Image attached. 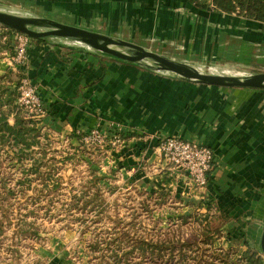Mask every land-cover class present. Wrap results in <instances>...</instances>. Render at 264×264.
I'll list each match as a JSON object with an SVG mask.
<instances>
[{
  "label": "crops",
  "instance_id": "1",
  "mask_svg": "<svg viewBox=\"0 0 264 264\" xmlns=\"http://www.w3.org/2000/svg\"><path fill=\"white\" fill-rule=\"evenodd\" d=\"M200 2L205 7L194 0H0L187 62L251 59L256 54L264 58L263 22L217 10L211 0ZM5 40L0 35V75L11 70L7 85L12 89L24 76L39 85L45 113L37 127L77 142V133L114 126L123 148L105 163L120 167L125 181L131 166L137 178L145 164L159 165L154 151L158 138L148 136L176 135L212 148L216 162L207 185L210 195L253 198L257 207L248 213L253 221L249 245L264 261L258 247L264 221V103L255 108L246 101V92L160 75L59 39L33 38L26 63L13 65V48ZM14 121L10 113L9 124ZM171 171H155L149 184L172 185L185 201H200L184 177ZM47 257V264L59 263L54 253Z\"/></svg>",
  "mask_w": 264,
  "mask_h": 264
},
{
  "label": "rangeland",
  "instance_id": "2",
  "mask_svg": "<svg viewBox=\"0 0 264 264\" xmlns=\"http://www.w3.org/2000/svg\"><path fill=\"white\" fill-rule=\"evenodd\" d=\"M10 7L45 16L18 6ZM245 58L191 62L199 64L203 70L212 68L215 72H264V58L258 54L251 59ZM221 88L246 92V101L255 108L260 109L264 103L260 101L264 100L263 95L256 96L264 94V89ZM108 127L93 129L105 132L107 137L117 132L119 141L114 145L85 142L83 137L87 131L77 133L81 136V141L77 142L62 140L46 131L47 136L40 138V146L22 159L13 150H0V217L7 221L1 228L0 264H47L48 252L56 255L58 264H119L116 260L124 259L128 264H180L177 254L171 257L165 252L163 256L153 254L150 257L148 250L142 253L132 248V244L140 238H188L193 242L203 226L191 218L194 212L212 215L211 228L220 230L214 247L235 249L233 261L246 244H253L249 230L253 221L248 215L251 208L257 207L253 198L241 193L234 200L226 196V200H221L210 195L208 186L199 190L184 179V183L201 197L200 201H185L172 185L149 184L155 171L170 175L171 169L175 170L158 154L156 146L154 151L159 165L145 164L141 167L143 175L137 178L131 166L125 170L131 174L125 181L121 178L120 167L105 163L107 158H116L123 148L120 146L122 134L112 130L114 126ZM156 137L159 136L154 134L147 138ZM189 204L200 206L183 208ZM229 209L235 211L230 213ZM182 215L189 218L182 219ZM227 235L232 239H227ZM204 238L199 235L198 241L202 243ZM206 245L204 243L203 247ZM192 255L193 252L187 253V264H196V261L209 264L211 259L216 264L218 260L208 251L202 252L197 260Z\"/></svg>",
  "mask_w": 264,
  "mask_h": 264
},
{
  "label": "trees",
  "instance_id": "3",
  "mask_svg": "<svg viewBox=\"0 0 264 264\" xmlns=\"http://www.w3.org/2000/svg\"><path fill=\"white\" fill-rule=\"evenodd\" d=\"M194 1L199 6L205 7L200 0ZM211 4L213 8L222 12L235 13L245 18L264 23V0H211ZM13 33L14 31L12 29L0 25V35L5 37V42H8L10 46H13ZM10 73L11 70L0 75V150L4 148L13 150L15 153H18L19 158L22 159V156L26 153L40 146V138L46 137L47 133L43 129L37 127L38 118L29 116L25 110L17 105L16 99L18 97V92L15 88L12 89L7 85ZM10 113L14 115L15 121L13 124H9L8 122V115ZM80 137V135H77V138L81 141ZM191 216L193 220L203 225L200 231L196 233L193 242L188 238H165L163 240L140 238L135 240L136 242L132 244V248L140 249L142 253L148 250L151 254L150 257H152L153 254L163 256L165 252L171 257L177 254L179 255L178 263L180 264H187L188 252H193L192 256H195L197 260L199 255L204 251H208L211 255L217 256L218 260L216 264H264L258 251L248 244H246L247 246H245V249L241 251L236 261H233L235 249L229 248L228 250H222L221 248L214 247V242L218 239L220 230L218 227L211 228L212 215L194 212ZM181 218L187 219L189 216L182 215ZM5 222L7 223V221H4L3 218L0 217V235L2 225ZM199 235L205 236L202 243L198 241ZM227 239L232 238L228 236ZM204 243L207 244L206 247H203ZM116 262L119 264H128L125 259L121 262L120 260H116ZM196 264H198L197 261ZM209 264H215L214 259H211Z\"/></svg>",
  "mask_w": 264,
  "mask_h": 264
},
{
  "label": "water",
  "instance_id": "4",
  "mask_svg": "<svg viewBox=\"0 0 264 264\" xmlns=\"http://www.w3.org/2000/svg\"><path fill=\"white\" fill-rule=\"evenodd\" d=\"M0 25L35 39H65L71 46L88 50L138 65L160 75L183 79L192 83L220 87H246L264 89V72L231 73L203 70L199 64L169 57L122 38L60 22L45 16L14 10L0 4ZM68 41V42H67ZM260 251L264 254V224Z\"/></svg>",
  "mask_w": 264,
  "mask_h": 264
},
{
  "label": "built area",
  "instance_id": "5",
  "mask_svg": "<svg viewBox=\"0 0 264 264\" xmlns=\"http://www.w3.org/2000/svg\"><path fill=\"white\" fill-rule=\"evenodd\" d=\"M32 39L26 34L14 31L13 51L10 56L11 64L22 65L26 63L27 48ZM15 89L18 92L17 105L25 110L29 116L41 118L45 113V107L39 85L28 76H24L17 80ZM111 134V137H107L105 132L99 133L98 129L92 128L87 131L83 140L90 143L97 141L99 144L104 142L114 145L115 142L119 141V134L117 132ZM104 137L108 141L104 140ZM155 146L162 159L182 173L181 175L187 184L193 185L199 190L207 187L216 162L212 148L196 140L185 139L176 135L159 136Z\"/></svg>",
  "mask_w": 264,
  "mask_h": 264
},
{
  "label": "bare ground",
  "instance_id": "6",
  "mask_svg": "<svg viewBox=\"0 0 264 264\" xmlns=\"http://www.w3.org/2000/svg\"><path fill=\"white\" fill-rule=\"evenodd\" d=\"M218 71V70H217Z\"/></svg>",
  "mask_w": 264,
  "mask_h": 264
}]
</instances>
